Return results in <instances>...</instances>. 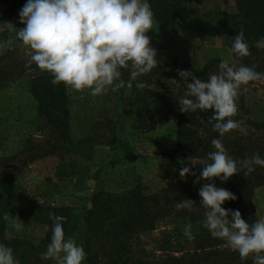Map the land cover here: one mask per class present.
Segmentation results:
<instances>
[{
  "label": "trees",
  "instance_id": "1",
  "mask_svg": "<svg viewBox=\"0 0 264 264\" xmlns=\"http://www.w3.org/2000/svg\"><path fill=\"white\" fill-rule=\"evenodd\" d=\"M236 14L223 11L218 0H149L154 20L159 24L172 26L185 36L197 39L224 35L229 46L232 37L243 30L245 41L249 44L251 55L238 58V65L255 66L257 72H264V49H258L255 42L264 38V0H235ZM158 65L152 72L138 78L145 86L137 88L138 81L131 82L132 105L136 108L135 127L146 131L153 130L155 124L147 122V115L157 102L164 104L177 119V148L163 153L165 158L191 157L194 160L207 161V154L214 151L213 139H221L228 153L236 160L251 157L257 153L264 158V144L254 142L252 138L233 131L220 137L214 130L215 121L209 122L213 111L208 113H183L179 110L178 100L186 92V83L182 81L177 69L192 71L202 80L218 72L222 58L210 60L202 69H197L177 56L167 53L157 54ZM36 68L37 78L32 81L31 93L38 103V114L44 131L43 141L37 147L43 155H78L92 159L98 146L113 147L118 141L116 125L112 119L102 120V104L109 97V91L93 97L87 91L70 97L63 84L53 85L47 72ZM122 79L127 82L130 73L123 71ZM175 80V81H174ZM263 82L264 81H260ZM254 86V87H253ZM264 91V85L261 87ZM255 81L248 85V91L238 100L239 114L236 120H243L246 130L264 133V94H259ZM261 93V92H260ZM201 117L203 122H201ZM129 160L136 156L129 155ZM77 161L68 164V170L76 168ZM199 163L193 167L199 176ZM220 181L222 187L237 197L226 201L225 209L239 210L250 224L258 217L252 203L257 187L264 186V167L245 176L242 170L227 182ZM184 199L196 202L191 210H177L175 205ZM201 200L192 192L187 183L175 187H164L157 192L146 194L140 187L121 193L96 192L91 207L83 219L81 245L87 254L86 264H254L251 258L241 260L237 252L223 246L224 242L215 239L203 227L204 209ZM50 214L65 217L62 222L65 235L73 234L80 228L77 215L71 208H49ZM48 216V231L40 245L23 240L10 241L5 237V227L0 218V243L15 249L20 259H25L30 251L39 252L50 243L53 221ZM166 225L165 234H180L183 224H192V249L179 254L157 255L149 250L146 235ZM182 236V235H180ZM28 246V247H26ZM24 248V249H23Z\"/></svg>",
  "mask_w": 264,
  "mask_h": 264
},
{
  "label": "rangeland",
  "instance_id": "2",
  "mask_svg": "<svg viewBox=\"0 0 264 264\" xmlns=\"http://www.w3.org/2000/svg\"><path fill=\"white\" fill-rule=\"evenodd\" d=\"M27 0H0V43L13 39L11 49L0 48V218L5 227V237L10 244L14 240L32 243L35 247L45 238L48 231L49 208H71L77 215L80 228L67 235L78 245L82 242L83 219L91 207L93 195L98 191L121 193L140 187L146 194L157 192L164 187H175L187 183L192 192L201 200L199 189L203 181L196 183L198 176L181 178L179 159L165 158L163 153L177 148V119L162 103L154 98V104L147 115V122H153V130L135 127L136 108L132 105L131 85L116 91H109V97L102 104L104 123L112 119L116 125L118 141L113 147L98 146L92 159L78 155H43L37 147L42 142L44 131L38 114V103L31 93L32 81L39 75L36 68L27 67L29 57L25 54L14 31L2 23L10 22L17 28L20 23L19 11ZM223 11L236 14L235 0H218ZM153 28L147 35L151 46L159 53L177 56L197 69H202L210 60L233 58L231 46L224 35L191 38L170 25L154 20ZM259 94H264L263 82L255 81ZM254 87V86H253ZM70 97L79 92H69ZM254 142L264 144V133L247 130ZM136 156L128 159V156ZM76 160L74 170L68 164ZM187 160V159H184ZM223 188L220 181H214ZM41 202V203H40ZM252 203L258 218L264 217V186L257 187ZM20 219L22 230L17 231L10 221ZM192 224H183L180 234L173 233L170 241L165 234L166 225L143 237L149 250L157 255L192 249V242L184 235V229ZM182 235V236H180ZM28 247V246H26ZM12 248V247H11ZM20 264H55L54 260H44L41 251H30ZM24 249V248H23ZM84 264H86L84 262Z\"/></svg>",
  "mask_w": 264,
  "mask_h": 264
},
{
  "label": "clouds",
  "instance_id": "3",
  "mask_svg": "<svg viewBox=\"0 0 264 264\" xmlns=\"http://www.w3.org/2000/svg\"><path fill=\"white\" fill-rule=\"evenodd\" d=\"M20 23L17 28L10 22L2 23L15 33L29 57L27 67L34 63L41 72L52 77L53 85L63 84L69 92L84 93L93 97L116 91L125 86L123 71L130 73L127 82L149 74L157 67V50L151 46L147 35L154 25V13L149 0H27L19 11ZM15 41L9 39L0 43V48L11 49ZM258 49H264V38L255 42ZM230 52L233 58H222L218 72L202 80L192 71L177 69L186 83V92L178 100L183 113L213 114L209 122L220 137L233 131L247 136L243 120H236L239 114L238 100L248 91L254 81H264V72H257L255 66L238 65V58L251 55L243 30L232 37ZM175 81V80H174ZM137 82V88H143ZM201 122L203 119L201 117ZM214 151L207 154V161L189 157L179 159L182 167L181 178L196 176L193 167L200 164L196 183H204L199 189L200 206L204 209L203 227L211 236L224 242L223 246L239 254L241 260L251 258L254 264H264V217L249 223L239 210L225 209L226 201L237 199L234 193L215 185L214 178L227 182L243 170L245 176L255 167H264V158L259 153L242 160L234 159L221 139H213ZM41 203V202H40ZM196 202L184 199L176 203L177 210H191ZM5 221H10L4 215ZM53 221L52 235L47 249L41 254L44 260L55 264H84L86 252L82 245L65 235L63 216L50 214ZM11 220L17 231L23 225ZM184 235L192 239L191 225L184 229ZM0 264H20L11 247L0 243Z\"/></svg>",
  "mask_w": 264,
  "mask_h": 264
}]
</instances>
